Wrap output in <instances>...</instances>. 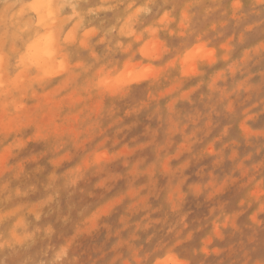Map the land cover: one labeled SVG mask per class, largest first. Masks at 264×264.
<instances>
[{
    "label": "clouds",
    "instance_id": "1",
    "mask_svg": "<svg viewBox=\"0 0 264 264\" xmlns=\"http://www.w3.org/2000/svg\"><path fill=\"white\" fill-rule=\"evenodd\" d=\"M0 264H264V0H0Z\"/></svg>",
    "mask_w": 264,
    "mask_h": 264
}]
</instances>
